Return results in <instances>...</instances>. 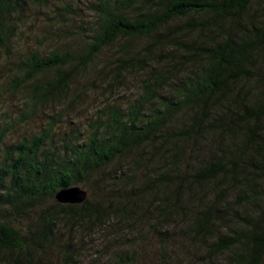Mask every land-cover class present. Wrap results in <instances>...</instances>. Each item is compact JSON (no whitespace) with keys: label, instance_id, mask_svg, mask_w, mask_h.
I'll use <instances>...</instances> for the list:
<instances>
[{"label":"trees","instance_id":"trees-1","mask_svg":"<svg viewBox=\"0 0 264 264\" xmlns=\"http://www.w3.org/2000/svg\"><path fill=\"white\" fill-rule=\"evenodd\" d=\"M20 1L0 0V46L10 38L9 17ZM89 9L95 23L83 53L30 51L14 64L12 92L30 85L32 104L64 94L78 61H91L117 39L126 46L161 27L162 39L153 42L166 53L155 64L135 53L117 58L123 71L150 65L140 94L123 110L109 108L103 130L94 127L76 149L47 155L50 126L3 146L0 253L6 254L0 264H32L30 252L44 240L49 245L58 217L96 222L101 214L145 217L157 229L161 252L168 228L162 226L178 221L176 232L200 251V262L215 264L222 253V264H264V0H97ZM177 18L183 21L170 23ZM49 70L57 75L37 80ZM6 132L0 129V143ZM109 163L125 164L112 169L110 185L119 193L106 207L85 193L78 203L54 199L27 227L11 223L8 207L22 213L31 199L54 198L83 180L89 165ZM150 202L152 211L139 217L138 208Z\"/></svg>","mask_w":264,"mask_h":264},{"label":"rangeland","instance_id":"rangeland-1","mask_svg":"<svg viewBox=\"0 0 264 264\" xmlns=\"http://www.w3.org/2000/svg\"><path fill=\"white\" fill-rule=\"evenodd\" d=\"M96 1L47 0L44 4H35L22 0L20 7L10 15L12 33L6 45L0 46V129H7L0 143V158L4 145L34 136L48 126L51 135L43 147L47 155L76 149L89 139L94 127L98 126L97 133L103 130L109 108L123 110L140 94L150 65L145 69L137 65L123 71L117 66V58L135 53L152 64L163 58L164 47L153 41L162 39L165 27L153 35L131 38L126 46L122 44L123 39H117L97 52L91 61H78L76 73L64 94L57 93L53 98L32 104L30 85L12 92L8 83L18 75L14 64L30 51L37 49L44 55L53 49H67L75 58L83 53L87 35L95 23L89 5ZM181 21L183 18H177L170 23ZM56 75L54 70H49L40 73L37 80L46 81ZM124 164L109 163L101 169L89 165L84 179L75 185L86 191L89 202L106 207L119 193L117 186L110 185L109 176L113 168L117 171ZM30 202L22 213L6 209L14 226L27 227L40 210L53 208L56 201L45 195ZM148 206L138 208L139 217L152 211L151 202ZM135 209L137 206L133 207ZM98 216L100 220L96 222L58 217L54 222L53 240L49 245L44 240L41 247L30 252L32 264H62L65 260L66 264H205L198 260L200 251L188 248L176 232L178 221L162 226L168 228L167 234L162 235L167 251L161 252L162 247L156 240L157 229H152L145 217L130 221L125 217ZM5 254L6 251H2L0 256ZM223 258L221 253L213 261L222 264Z\"/></svg>","mask_w":264,"mask_h":264},{"label":"water","instance_id":"water-1","mask_svg":"<svg viewBox=\"0 0 264 264\" xmlns=\"http://www.w3.org/2000/svg\"><path fill=\"white\" fill-rule=\"evenodd\" d=\"M85 190L77 185L60 188L54 193V199L59 203H78L85 198Z\"/></svg>","mask_w":264,"mask_h":264}]
</instances>
